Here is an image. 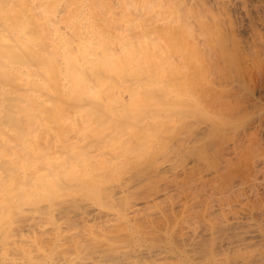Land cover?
Segmentation results:
<instances>
[{"label":"bare ground","instance_id":"6f19581e","mask_svg":"<svg viewBox=\"0 0 264 264\" xmlns=\"http://www.w3.org/2000/svg\"><path fill=\"white\" fill-rule=\"evenodd\" d=\"M259 5L0 0V264H264L260 165L201 101L261 70Z\"/></svg>","mask_w":264,"mask_h":264},{"label":"rangeland","instance_id":"374dc122","mask_svg":"<svg viewBox=\"0 0 264 264\" xmlns=\"http://www.w3.org/2000/svg\"><path fill=\"white\" fill-rule=\"evenodd\" d=\"M256 4L259 5L258 9L264 20V0H256ZM259 30L264 34V27ZM243 32L239 37L245 43L250 39V35L247 31ZM261 64L262 67L258 73L253 71L249 64L248 68L245 70L243 68L242 79L244 82L242 80L241 83L234 81L226 71L212 70L213 73H210L211 84L217 93L201 99L210 108L213 118L234 123V127L226 136L232 140L228 141L225 151L228 152L227 155L230 158H234V161L241 160L240 164H244L247 157H254L261 169V172L257 174L259 180L264 178V56H261ZM252 71L254 73L250 75ZM234 139L240 141L242 146L254 144V153L248 156L244 151L242 154L234 153L232 149ZM257 190L264 197V184L257 187ZM249 196L251 200L253 195Z\"/></svg>","mask_w":264,"mask_h":264}]
</instances>
